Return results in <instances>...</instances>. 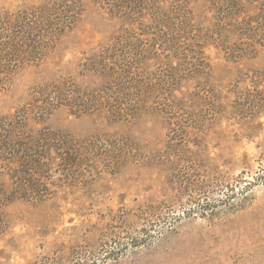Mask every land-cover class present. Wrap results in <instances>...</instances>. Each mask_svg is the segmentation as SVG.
Masks as SVG:
<instances>
[{
  "label": "rangeland",
  "instance_id": "rangeland-1",
  "mask_svg": "<svg viewBox=\"0 0 264 264\" xmlns=\"http://www.w3.org/2000/svg\"><path fill=\"white\" fill-rule=\"evenodd\" d=\"M41 1L0 0V11ZM190 1L204 26L217 22L221 9ZM82 2L42 62L0 88V123L21 120L27 136L67 134L79 162L32 151L48 162L44 187L32 191L18 187L16 164L0 159V264H264V46L211 45L204 61L174 58L176 71L163 56L147 61L156 91L129 121L66 107L40 114L45 89L66 79L94 86L84 53L124 27L96 0Z\"/></svg>",
  "mask_w": 264,
  "mask_h": 264
},
{
  "label": "trees",
  "instance_id": "trees-1",
  "mask_svg": "<svg viewBox=\"0 0 264 264\" xmlns=\"http://www.w3.org/2000/svg\"><path fill=\"white\" fill-rule=\"evenodd\" d=\"M198 1L221 9L211 27L196 19L190 0H96L124 27L112 41L84 53L83 75L92 78L94 86L82 88L70 79L59 82L43 91L41 97L47 98L37 107L39 113L66 107L78 116L129 121L148 111L156 91L147 77V61L163 56L169 69L176 71L179 67L171 63L174 58L204 61V50L211 45L242 53L255 51L258 44L264 46V0ZM83 10L82 0H42L16 12L0 11V88L17 69L40 64ZM137 25L154 30L136 35ZM26 127L16 118L0 123V159L5 156L2 160L16 164L18 187L32 191L44 187L39 170L48 162L35 159L32 151L57 152L62 164L78 165L73 138L50 129L27 136Z\"/></svg>",
  "mask_w": 264,
  "mask_h": 264
}]
</instances>
